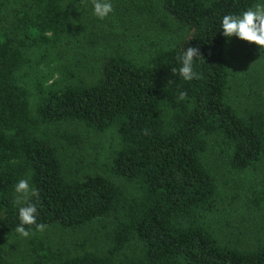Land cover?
Wrapping results in <instances>:
<instances>
[{
	"label": "trees",
	"instance_id": "1",
	"mask_svg": "<svg viewBox=\"0 0 264 264\" xmlns=\"http://www.w3.org/2000/svg\"><path fill=\"white\" fill-rule=\"evenodd\" d=\"M86 1L0 0V264H16L4 246L20 235L18 209L29 203L37 207L36 223L25 225L31 264H264V243L239 248L213 232L218 186L204 163L213 136L230 149L235 171L264 157V111L242 115L227 101L229 38L218 32L223 16L258 0H160L180 29L174 43L144 62L122 51L104 55L90 80L63 67L46 84L40 67L49 54L63 53L75 5ZM187 47L200 54L192 81L172 72ZM72 122L113 134L108 174L67 173L56 145L40 135L43 125ZM60 132L67 144L79 143L76 134ZM21 179L36 194L17 204ZM100 221L109 245L100 252L61 254L39 236L51 226L76 231ZM134 239L139 254H123Z\"/></svg>",
	"mask_w": 264,
	"mask_h": 264
},
{
	"label": "rangeland",
	"instance_id": "2",
	"mask_svg": "<svg viewBox=\"0 0 264 264\" xmlns=\"http://www.w3.org/2000/svg\"><path fill=\"white\" fill-rule=\"evenodd\" d=\"M93 0L75 5L68 43L59 56L49 54L47 64L40 67L45 78L60 75L68 67L83 80L94 76L104 55L124 52L136 62H144L157 48H165L179 39L178 25L162 10L160 0H112L113 11L103 20L93 15ZM83 4V5H82ZM147 4L148 8L142 7ZM229 82L227 101L246 115L250 111H264V52L236 37L229 39L227 51ZM43 54L41 51L40 55ZM64 54V55H63ZM63 55V57H61ZM59 65V68L56 67ZM60 130L78 136L77 145L67 144ZM40 135L57 147L67 173L96 168L108 174V158L114 151L113 134H92L78 123L43 125ZM204 163L215 176L217 205L209 224L223 243L239 248H253L264 243V157L245 171L229 166L230 149L222 146L217 136L210 137ZM129 193H136L132 185ZM103 221L93 222L80 230L63 231L56 226L39 233L52 250L67 252L104 251L109 245ZM32 238V237H31ZM29 236H17L4 246L5 256L16 264H31ZM137 240L129 241L123 254L137 256Z\"/></svg>",
	"mask_w": 264,
	"mask_h": 264
},
{
	"label": "clouds",
	"instance_id": "3",
	"mask_svg": "<svg viewBox=\"0 0 264 264\" xmlns=\"http://www.w3.org/2000/svg\"><path fill=\"white\" fill-rule=\"evenodd\" d=\"M93 15L100 20L105 19L113 11L112 0H93ZM220 32L225 38L236 37L241 41H246L259 46V50L264 52V0H258L254 7H250L240 14H228L223 16L220 23ZM200 57L198 48L187 47V49L177 57L180 64L178 69H172L173 73L178 72L179 76L185 81L199 79V73L195 70V58ZM187 93L179 92V99L183 100ZM31 191L32 195L36 194L35 189H30L27 180L21 179L14 186V192L19 194L14 197L15 203L19 204ZM19 225L16 232L21 236L27 237L29 232L25 225L36 223L37 207L35 204H27L18 209ZM43 225H37V228L43 230Z\"/></svg>",
	"mask_w": 264,
	"mask_h": 264
}]
</instances>
